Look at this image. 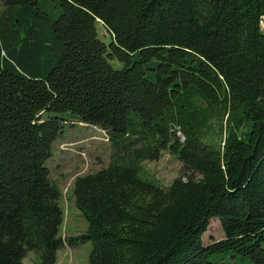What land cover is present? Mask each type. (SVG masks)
<instances>
[{"label":"trees","instance_id":"1","mask_svg":"<svg viewBox=\"0 0 264 264\" xmlns=\"http://www.w3.org/2000/svg\"><path fill=\"white\" fill-rule=\"evenodd\" d=\"M0 3V264L88 240L87 264H264V0ZM72 121L113 151L73 178L87 228L64 239L46 162ZM163 150L182 163L166 187L138 173ZM213 217L223 237L204 244Z\"/></svg>","mask_w":264,"mask_h":264},{"label":"rangeland","instance_id":"2","mask_svg":"<svg viewBox=\"0 0 264 264\" xmlns=\"http://www.w3.org/2000/svg\"><path fill=\"white\" fill-rule=\"evenodd\" d=\"M1 8L2 4L0 3V9ZM96 27L98 37L106 44L109 43L111 40L110 33L101 23H97ZM110 62L114 66L118 64L115 60H111ZM78 122L82 121H72L64 124L62 134L58 135L53 140V156L46 162V166L50 168L54 178L59 177L64 180V182H62V187L65 184L64 190L62 189L60 201L63 210V221L60 226V234L64 239H67L69 236L75 237L85 233L87 228L86 218L76 207L74 198L71 197L70 187L73 177L79 173H87L106 166L109 163L110 155L113 151L110 140L102 141L92 139L91 136L97 134V131L92 127L79 124ZM82 138H87L80 140L81 144L79 145V147H83L82 150L85 152L87 157L86 160L84 156H81L83 160L79 155L60 150L57 145L61 139H63V141H74ZM181 168L182 163L167 150H163L158 159L141 161L138 173L140 177L151 179L159 185L166 187L171 183L174 177L180 174ZM222 237L223 231L220 221L217 217H213L209 221L206 231L203 233V243L208 244ZM64 246L69 248V250L66 249L67 257L63 258L60 255L54 264L88 263V257L92 248L90 240L78 243L74 246L65 243ZM27 253L29 255L25 257V262L29 264H40L39 258L34 251H29ZM212 260L215 261V264H254L250 258L241 256L233 250L213 254Z\"/></svg>","mask_w":264,"mask_h":264},{"label":"built area","instance_id":"3","mask_svg":"<svg viewBox=\"0 0 264 264\" xmlns=\"http://www.w3.org/2000/svg\"><path fill=\"white\" fill-rule=\"evenodd\" d=\"M258 26H259L260 31L264 33V13L261 14L258 18ZM78 123L83 124V125L88 126V127H92L97 131V134L91 136L92 139H98V140H102V141H109L110 140L109 139V132L107 131V129L100 127L98 125H95V124L87 123V122H78ZM80 144H81L80 140L62 141L59 144V149L62 151L74 153L76 155H79L80 157L84 156V158L86 160L87 157L85 155L84 150H82L83 147H79ZM86 166H87V164H86Z\"/></svg>","mask_w":264,"mask_h":264},{"label":"crops","instance_id":"4","mask_svg":"<svg viewBox=\"0 0 264 264\" xmlns=\"http://www.w3.org/2000/svg\"><path fill=\"white\" fill-rule=\"evenodd\" d=\"M80 126H83V125H80ZM83 127H85V126H83ZM84 139H87V138H82V139H78V140H84ZM63 141V139H61L59 142H58V147H59V144L61 143ZM53 143V142H52ZM52 158V157H51ZM51 158H49V159H51ZM48 161V160H47ZM60 165V164H59ZM50 169V168H49ZM50 174H51V176H52V178L54 179V180H56L57 182H58V184H59V186L61 187V189H63L64 188V185H63V187H62V182H64V180H62V179H60L59 177H55L54 178V176L52 175V173H51V171H50ZM79 174H82V173H79ZM78 175V174H77ZM76 176V175H75ZM74 176V177H75ZM73 177V178H74ZM64 190V189H63ZM71 197H72V195H71ZM60 201H61V199H60ZM66 249H68L69 250V248L68 247H66V246H62L58 251H57V254H56V261H57V259L59 258V256L61 255L63 258H65V257H67V252H66ZM27 255H29L28 253L25 255V257L27 256ZM25 257L23 258V263L24 264H29V263H27V262H25Z\"/></svg>","mask_w":264,"mask_h":264}]
</instances>
